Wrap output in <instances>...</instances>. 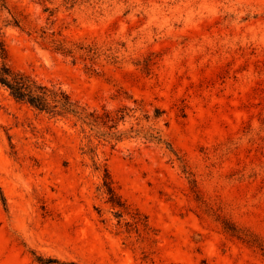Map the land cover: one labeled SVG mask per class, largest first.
Segmentation results:
<instances>
[{"label": "rangeland", "instance_id": "obj_1", "mask_svg": "<svg viewBox=\"0 0 264 264\" xmlns=\"http://www.w3.org/2000/svg\"><path fill=\"white\" fill-rule=\"evenodd\" d=\"M4 1L11 66L107 121L0 86V264H264V0Z\"/></svg>", "mask_w": 264, "mask_h": 264}, {"label": "trees", "instance_id": "obj_2", "mask_svg": "<svg viewBox=\"0 0 264 264\" xmlns=\"http://www.w3.org/2000/svg\"><path fill=\"white\" fill-rule=\"evenodd\" d=\"M0 4L4 6L5 1L0 0ZM13 24L18 26V22L14 20ZM0 86L5 88L9 95L16 101L27 104L29 107L39 113L47 114L51 117L60 118H75L85 125H102L101 117L94 111H88L81 106L77 101L73 100L65 90L60 86L44 84L29 74L14 69L8 57V52L4 41L0 37ZM106 114V113H105ZM108 118V114L105 115ZM122 116L119 118L121 119ZM101 121V122H100ZM108 121L112 119L108 118ZM116 140L119 137L115 138ZM111 184V178L107 169H104L103 185L105 192L108 194V202L117 208H124V204L119 200L114 193ZM118 212V211H117ZM39 264H50L56 262L52 258H43L37 256Z\"/></svg>", "mask_w": 264, "mask_h": 264}]
</instances>
